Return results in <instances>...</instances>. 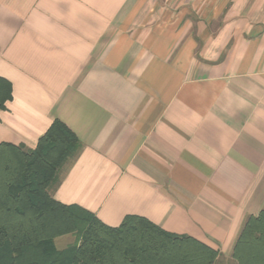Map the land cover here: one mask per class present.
<instances>
[{"label":"crops","instance_id":"crops-1","mask_svg":"<svg viewBox=\"0 0 264 264\" xmlns=\"http://www.w3.org/2000/svg\"><path fill=\"white\" fill-rule=\"evenodd\" d=\"M0 76V143H81L57 200L233 261L264 209V0H0Z\"/></svg>","mask_w":264,"mask_h":264},{"label":"trees","instance_id":"trees-1","mask_svg":"<svg viewBox=\"0 0 264 264\" xmlns=\"http://www.w3.org/2000/svg\"><path fill=\"white\" fill-rule=\"evenodd\" d=\"M12 85L0 76V111ZM77 135L56 120L35 148L0 143V264H214L219 251L128 214L118 226L57 200L60 171L77 153ZM74 241L59 249L56 239ZM239 264H264V209L251 216L233 250Z\"/></svg>","mask_w":264,"mask_h":264},{"label":"rangeland","instance_id":"rangeland-1","mask_svg":"<svg viewBox=\"0 0 264 264\" xmlns=\"http://www.w3.org/2000/svg\"><path fill=\"white\" fill-rule=\"evenodd\" d=\"M75 237L71 234H68V235H63L61 237H58L56 239V245L59 249H62L64 247H66L67 245H69L70 243H72L74 241ZM232 260L231 263H227V264H239L237 262V260L233 257V252H232ZM217 261V259H216ZM220 262H222L224 264V261L223 260H220ZM220 262L216 263V264H220ZM214 263V264H215Z\"/></svg>","mask_w":264,"mask_h":264}]
</instances>
